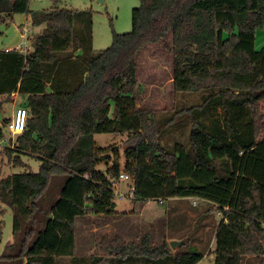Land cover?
<instances>
[{
    "label": "trees",
    "instance_id": "1",
    "mask_svg": "<svg viewBox=\"0 0 264 264\" xmlns=\"http://www.w3.org/2000/svg\"><path fill=\"white\" fill-rule=\"evenodd\" d=\"M29 3L0 0V23L28 12L34 26L44 25L33 50L0 49V112L13 93L28 112L7 153L14 165H26L22 155L40 162L36 172L0 178V246L4 206L14 233L0 264H199L203 253L149 234L103 238L92 254L76 253L77 219L118 215L122 173L138 201H208V212L222 216L216 255L264 264V47H255L264 0H140L132 29L114 33L104 50L93 47L91 10ZM170 35L174 89L201 101L158 118L136 103L138 57ZM185 119L187 144L168 149L160 141L166 129ZM10 120H0V140ZM100 133L128 134L123 165L117 149L98 145ZM112 154L114 164L98 170Z\"/></svg>",
    "mask_w": 264,
    "mask_h": 264
},
{
    "label": "rangeland",
    "instance_id": "2",
    "mask_svg": "<svg viewBox=\"0 0 264 264\" xmlns=\"http://www.w3.org/2000/svg\"><path fill=\"white\" fill-rule=\"evenodd\" d=\"M55 2L60 7L89 9L93 12L95 50H104L111 46L114 33H126L132 29V11L140 5V0H104L103 3L96 0H30L29 9H48ZM42 28L32 24L28 12L16 13L8 23H0V49L19 46L20 50H33L34 38ZM171 37L170 35L165 43L149 45L138 57V81L134 90L136 103L139 108L156 111L158 118L201 101L199 93L182 94L174 89ZM255 47H264V27L256 29ZM23 100L19 95L12 96V100L4 104V115L11 119L16 109L22 106ZM190 126L189 120H180L166 129L160 141L168 149L172 148L175 142L187 144ZM16 136L4 127V137L0 140V178L26 169L35 172L39 170L40 162L29 155H22L26 165H14L11 161L7 149L13 147L10 138L15 140ZM95 138L99 146L117 149L123 165L128 134L100 133L96 134ZM113 154L111 161L99 163L97 169L107 171L115 162L116 157ZM131 186L130 180L123 179L114 185V201L118 215H89L77 219V254H92L95 244L103 238L113 239L120 236L123 241H139L143 234H149L155 243H161L164 239L169 243L171 240H184L183 245L173 249L203 253L204 257L199 264H239L235 258L217 256L215 253L216 230L222 216L217 211L208 212V201L194 197L138 201L134 196L130 197ZM4 210V233L0 254L7 243L14 239L13 211L9 206H4ZM263 258L261 257L264 263ZM248 260L250 259H244L240 264H248Z\"/></svg>",
    "mask_w": 264,
    "mask_h": 264
},
{
    "label": "built area",
    "instance_id": "3",
    "mask_svg": "<svg viewBox=\"0 0 264 264\" xmlns=\"http://www.w3.org/2000/svg\"><path fill=\"white\" fill-rule=\"evenodd\" d=\"M20 50V47L17 46L15 48H11V49H6L8 50ZM27 118H28V112L27 109L23 106H20L16 109L14 116L11 118L10 122L7 124V129L11 134H21L26 127V123H27ZM121 179L123 180H130V175L127 173H122L120 175ZM120 195V197H123L120 193H118ZM134 192H133V188H132V192L130 194V197H133Z\"/></svg>",
    "mask_w": 264,
    "mask_h": 264
},
{
    "label": "water",
    "instance_id": "4",
    "mask_svg": "<svg viewBox=\"0 0 264 264\" xmlns=\"http://www.w3.org/2000/svg\"><path fill=\"white\" fill-rule=\"evenodd\" d=\"M97 2L99 3H103L104 0H96ZM4 118V113L3 112H0V120H3ZM184 244V240H171L170 241V245L172 248H177L179 247L180 245H183Z\"/></svg>",
    "mask_w": 264,
    "mask_h": 264
},
{
    "label": "crops",
    "instance_id": "5",
    "mask_svg": "<svg viewBox=\"0 0 264 264\" xmlns=\"http://www.w3.org/2000/svg\"><path fill=\"white\" fill-rule=\"evenodd\" d=\"M8 22H9V21H8ZM8 22H7V23H8ZM41 26L44 27V25H41ZM41 26H40V27H41ZM11 48H13V47H6L5 49H11ZM15 95H18V94H17V93H13V94H12V96H15Z\"/></svg>",
    "mask_w": 264,
    "mask_h": 264
}]
</instances>
